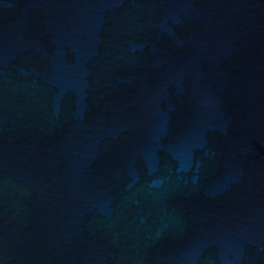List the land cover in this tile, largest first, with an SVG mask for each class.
<instances>
[{
	"label": "water",
	"instance_id": "95a60500",
	"mask_svg": "<svg viewBox=\"0 0 264 264\" xmlns=\"http://www.w3.org/2000/svg\"><path fill=\"white\" fill-rule=\"evenodd\" d=\"M0 264H264V0H0Z\"/></svg>",
	"mask_w": 264,
	"mask_h": 264
}]
</instances>
